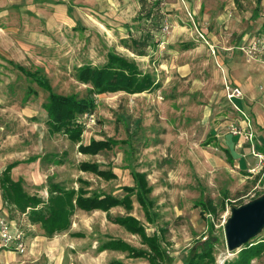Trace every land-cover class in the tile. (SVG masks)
<instances>
[{
	"label": "rangeland",
	"instance_id": "374dc122",
	"mask_svg": "<svg viewBox=\"0 0 264 264\" xmlns=\"http://www.w3.org/2000/svg\"><path fill=\"white\" fill-rule=\"evenodd\" d=\"M140 1L0 0V172L19 162L13 178L23 179L26 191L44 201L51 178L76 190L82 179L91 193L122 197V187L133 186L131 171L145 173L153 223L136 196L132 210L116 207L112 218L131 215L148 235H159L173 258L167 264H187L189 250L207 238L214 244L215 264L234 261L239 252L228 251L225 236L231 210L264 195V160L254 154L264 156V61L236 47L264 32V0L258 19L252 18L256 0H147L143 11ZM148 34L153 40L145 56L122 45ZM109 51L135 60L159 87L137 96L97 97L92 117L79 119L82 142L126 143L85 156L65 134H50L43 109L49 92L36 75L42 72L58 94L83 98L88 86L77 80L78 68L102 66ZM228 85L238 87L243 98L231 101ZM242 101L249 104L245 111ZM234 129L242 132L240 143L233 139L239 138ZM248 133L252 141L245 139ZM30 158L35 161L24 162ZM82 162L98 163L118 178L105 181L82 172ZM207 201L216 214L202 209ZM0 216L24 229L28 244L25 255L2 250L0 264H151L101 251L112 239L146 249L138 235L112 223L107 213L77 211L69 231L47 237L26 214L8 210L0 191ZM262 240L264 229L252 243ZM250 264H264V253Z\"/></svg>",
	"mask_w": 264,
	"mask_h": 264
},
{
	"label": "trees",
	"instance_id": "16d2710c",
	"mask_svg": "<svg viewBox=\"0 0 264 264\" xmlns=\"http://www.w3.org/2000/svg\"><path fill=\"white\" fill-rule=\"evenodd\" d=\"M140 2L143 11L147 0H141ZM153 14L154 10H149L147 13L148 18H152ZM130 39L131 43L128 40H123L122 45L139 56H145L147 53L146 48L153 37L148 34L139 39L132 37ZM17 67H20L24 73L28 72V75H33L26 68L19 65ZM36 76H38V83L49 92L48 99L43 104V109L47 112V125L50 134H65L71 141L79 144L78 150L80 153L91 156H96L105 150L111 151L118 144L126 143L124 140L118 141L113 138L101 141L92 139L87 145L82 143L84 125L79 119L83 115L92 114L96 110L97 96L118 92L134 95L151 92L159 87L153 76L143 73L134 60L113 51L107 53V60L102 66L84 64L78 68L77 80L88 86L87 95L83 98H80L77 94H58L53 90L50 80L42 72L38 71ZM230 160L232 161L231 157ZM33 161L35 159L30 158L24 162ZM18 164L19 162L8 165L0 172V191L3 204L8 210L16 211L22 215L26 214L31 223L41 226L47 237H54L69 231L72 225V217L77 211L87 213L103 211L107 213L112 223L119 224L132 235H138L146 249H136L121 239H112L102 245L101 251L109 250L126 253L130 258H145L151 264H167L173 259L162 246L160 236L157 234L148 235L145 227L137 218L131 215L112 218L110 215V211L116 207H124L128 211L132 210V197L136 196L147 221L153 223L152 210L154 202L150 197L152 189L145 173L136 170L131 171L134 186L122 187L125 192L122 197L106 193H91L86 188L89 186V182L82 179L79 181L82 184L81 187L76 190L67 189L51 178L47 186L48 199L44 201L41 197L30 195L26 191L23 179L15 180L13 178V169ZM79 170L94 174L106 181L117 179V175L113 170H103L98 163L82 162L79 165ZM210 203L212 202L207 201L202 209L210 207L207 211L210 214H216L213 204ZM263 253L264 240L255 241L246 245L239 252L237 259L225 261L224 264H250L253 259L261 257ZM185 262L187 264H215L213 242L207 238L200 243L196 250H189Z\"/></svg>",
	"mask_w": 264,
	"mask_h": 264
},
{
	"label": "built area",
	"instance_id": "2783aa9c",
	"mask_svg": "<svg viewBox=\"0 0 264 264\" xmlns=\"http://www.w3.org/2000/svg\"><path fill=\"white\" fill-rule=\"evenodd\" d=\"M202 37L204 36L202 35ZM240 50L251 59L264 61V32L252 37L245 45L240 47ZM227 94L231 101L243 98V93L238 87H231L228 85ZM236 108L241 111L237 105ZM241 113L246 118V121H249L248 116L243 112ZM87 117H92V114H85L84 118ZM232 133L234 136L243 138L241 131L234 129ZM244 137L247 141H252L254 136L248 133ZM254 154L259 157L261 161L264 160L262 154ZM4 249L15 251L20 255H25L28 252V244L26 231L18 226L17 223H12L8 221V219L0 216V252Z\"/></svg>",
	"mask_w": 264,
	"mask_h": 264
},
{
	"label": "water",
	"instance_id": "95a60500",
	"mask_svg": "<svg viewBox=\"0 0 264 264\" xmlns=\"http://www.w3.org/2000/svg\"><path fill=\"white\" fill-rule=\"evenodd\" d=\"M264 229V195L253 201L234 207L225 225L229 252H240Z\"/></svg>",
	"mask_w": 264,
	"mask_h": 264
},
{
	"label": "crops",
	"instance_id": "0c3cea01",
	"mask_svg": "<svg viewBox=\"0 0 264 264\" xmlns=\"http://www.w3.org/2000/svg\"><path fill=\"white\" fill-rule=\"evenodd\" d=\"M262 2H263V0H260V1H258V0H256V8H255V10H254V12H253V15H252V18H254V19H258L259 17H260V10H261V7H262ZM258 11V12H257ZM251 38L249 37V39L248 38H244V40H245V43H247L249 40H250ZM213 49H212V51H213V53H214V55H216V50H215V47L214 46H211ZM237 48V50H239L240 51V47L239 46H237L236 47ZM239 48V49H238ZM234 50V47L233 48H231V54H230V56H231V58L233 57V51ZM118 54V53H117ZM121 55V54H120ZM123 56V55H122ZM124 57H126V56H124ZM127 58V57H126ZM229 60H231V59H229ZM229 60L227 59V61L229 62ZM135 61V60H134ZM136 62V61H135ZM137 63V62H136ZM138 65V64H137ZM139 66V65H138ZM118 93H124V92H118ZM145 93V92H144ZM107 94H111V95H115V94H117V93H107ZM140 94H143V93H140ZM140 94H134V95H140ZM103 95H106V94H103ZM129 95V94H128ZM99 96H102V95H99ZM99 96H97V97H99ZM97 99V98H96ZM249 105L248 103H247V101H242V103H241V106H242V108L244 109V111H245V105ZM246 105V106H247ZM238 107V106H237ZM239 108V107H238ZM242 110V109H241ZM243 111V110H242ZM243 111V112H244ZM92 115H93V113H92ZM84 134V133H83ZM82 139H83V136H82ZM93 139V138H92ZM92 139H90V141L92 140ZM233 139H234V141L236 140V141H238V143H240L241 141V139H240V137L239 138H236V137H233ZM90 141L87 143V144H89L90 143ZM83 143V142H82ZM84 144V143H83ZM86 145V144H85ZM239 147H241V144L239 145ZM226 152H229V151H227L226 150ZM82 154V153H81ZM85 156H91V155H85ZM231 158H232V156H231ZM232 161L234 162V158H232ZM92 163H94V162H92ZM103 170H105V169H103ZM114 172V171H113ZM137 172H139V171H137ZM86 173V172H85ZM115 173V172H114ZM142 173V172H141ZM12 174H13V172H12ZM91 174V173H90ZM116 175H117V173H115ZM98 177V176H97ZM100 178V177H99ZM117 178H118V175H117ZM132 178V177H131ZM102 179V178H101ZM15 180H18V178L17 179H15ZM104 180V179H103ZM115 180V179H114ZM106 181V180H105ZM132 181H133V178H132ZM147 181H148V179H147ZM133 186H134V181H133ZM133 186H130V187H133ZM95 212H103V211H95ZM103 213H105V212H103Z\"/></svg>",
	"mask_w": 264,
	"mask_h": 264
}]
</instances>
